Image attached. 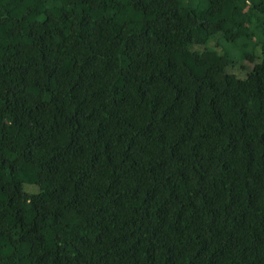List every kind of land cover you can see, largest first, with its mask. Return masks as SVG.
Returning a JSON list of instances; mask_svg holds the SVG:
<instances>
[{
    "label": "trees",
    "instance_id": "trees-1",
    "mask_svg": "<svg viewBox=\"0 0 264 264\" xmlns=\"http://www.w3.org/2000/svg\"><path fill=\"white\" fill-rule=\"evenodd\" d=\"M0 264H264V0H0Z\"/></svg>",
    "mask_w": 264,
    "mask_h": 264
},
{
    "label": "rangeland",
    "instance_id": "rangeland-1",
    "mask_svg": "<svg viewBox=\"0 0 264 264\" xmlns=\"http://www.w3.org/2000/svg\"><path fill=\"white\" fill-rule=\"evenodd\" d=\"M214 41V44H212ZM244 41H247V44L243 46L242 44ZM254 40H246L241 39L238 40L236 43H231L226 40H224L219 34L214 35L205 45L206 47H213L216 49L225 47L226 50H228V54L230 55L232 59V65L230 67V70H232L235 74H237L240 77L244 76V73L249 70L251 67L252 59H250L248 56L243 57V52L251 53L254 50ZM196 47V46H194Z\"/></svg>",
    "mask_w": 264,
    "mask_h": 264
}]
</instances>
